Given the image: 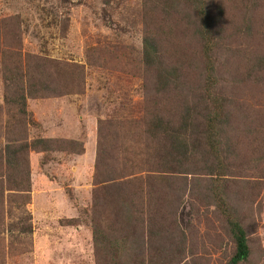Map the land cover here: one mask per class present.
<instances>
[{
	"label": "rangeland",
	"instance_id": "1",
	"mask_svg": "<svg viewBox=\"0 0 264 264\" xmlns=\"http://www.w3.org/2000/svg\"><path fill=\"white\" fill-rule=\"evenodd\" d=\"M0 192V264H264V0H0Z\"/></svg>",
	"mask_w": 264,
	"mask_h": 264
},
{
	"label": "trees",
	"instance_id": "2",
	"mask_svg": "<svg viewBox=\"0 0 264 264\" xmlns=\"http://www.w3.org/2000/svg\"><path fill=\"white\" fill-rule=\"evenodd\" d=\"M145 43V42H144ZM147 45H149V42H146ZM145 46L144 45V59L146 60V63L149 64V62H151V60L149 59V46ZM12 79V77H9ZM11 81V80H10ZM27 87H29L27 85ZM34 89H32L31 87L29 88H25V90L23 92H21L20 94L16 95V99L14 100L15 105L17 106V109H19L22 113H24V106H25V99L26 98H30L33 97L35 94L33 93ZM210 121L209 118H206V123ZM181 127L178 129V131L173 130V134L170 136V133L172 132H167L168 136H170V138H172V142H179L180 140L183 139V137H181V131H184L185 125H180ZM208 128H211V124L208 125ZM162 132H164L165 130H161ZM167 131V130H166ZM175 133V134H174ZM176 134H178V136H180L179 141H177L176 138ZM176 146H170L169 148H167V150L164 151L165 155L168 157V155L172 154V153H176L175 150ZM214 147L209 145V149H213ZM22 146H16V147H7L5 146L4 151H3V157H5V161H6V165L12 169L17 168V167H21L24 162L25 159L23 158L22 155H19V152H22ZM164 163L163 165L165 166L166 161L163 158ZM24 174V167L22 169V173ZM26 174V172H25ZM22 181V180H21ZM20 185V180L18 181H13L11 179V186L16 188L17 186ZM1 193V192H0ZM20 229L23 231L24 229L20 227ZM9 230V229H8ZM230 230H231V235L234 241V252L231 255V257L229 258L227 264H237L239 261H242L246 258L247 254H248V250H247V244H246V239H245V235H244V231L243 229H241L239 227V225L237 223H230Z\"/></svg>",
	"mask_w": 264,
	"mask_h": 264
}]
</instances>
